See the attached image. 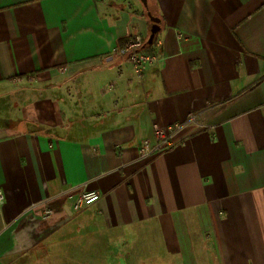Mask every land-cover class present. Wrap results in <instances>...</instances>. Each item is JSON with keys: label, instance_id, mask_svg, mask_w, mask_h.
I'll list each match as a JSON object with an SVG mask.
<instances>
[{"label": "crops", "instance_id": "crops-1", "mask_svg": "<svg viewBox=\"0 0 264 264\" xmlns=\"http://www.w3.org/2000/svg\"><path fill=\"white\" fill-rule=\"evenodd\" d=\"M148 13L159 60L139 78L122 51ZM0 190V264L146 236L264 264V0H0ZM82 192L101 197L76 212Z\"/></svg>", "mask_w": 264, "mask_h": 264}, {"label": "rangeland", "instance_id": "rangeland-1", "mask_svg": "<svg viewBox=\"0 0 264 264\" xmlns=\"http://www.w3.org/2000/svg\"><path fill=\"white\" fill-rule=\"evenodd\" d=\"M111 81V77L102 80L103 85L109 87L113 86ZM98 239L92 252H86L81 246H77L78 250L75 251L74 246L69 244H60L52 250L47 245H37L19 254L11 264H204L200 262L203 255L199 249L189 256L171 257L165 253L161 239L152 236L139 237L136 248L133 246L131 249L120 248L123 241L114 242L110 249H104L101 248L102 238Z\"/></svg>", "mask_w": 264, "mask_h": 264}, {"label": "built area", "instance_id": "built-area-1", "mask_svg": "<svg viewBox=\"0 0 264 264\" xmlns=\"http://www.w3.org/2000/svg\"><path fill=\"white\" fill-rule=\"evenodd\" d=\"M144 40L139 35H134L129 38L127 41L123 54H126L129 62L133 67V71L135 75L141 78L145 72V70L158 62L159 58L156 55H150L144 53L142 48L144 46ZM189 125H194L197 128L203 127L200 122L197 120V115H191L183 124H176L168 128H160L155 132V146L150 147L147 141L142 142L141 144V152L144 156H149L152 154L163 153L169 149H171L174 145L175 136L183 130L185 127ZM100 194L98 192H82L76 198L73 209L78 212L90 206L91 204L97 202L100 199ZM4 207V195L0 190V211ZM52 215L51 210L45 209L43 212V219H48Z\"/></svg>", "mask_w": 264, "mask_h": 264}, {"label": "water", "instance_id": "water-1", "mask_svg": "<svg viewBox=\"0 0 264 264\" xmlns=\"http://www.w3.org/2000/svg\"><path fill=\"white\" fill-rule=\"evenodd\" d=\"M141 2L147 8V0H141ZM148 16H149V18L153 24H152L151 29H150V35H149V38L147 40V45H152L155 37L160 32V27H159V20L154 18L150 13H148Z\"/></svg>", "mask_w": 264, "mask_h": 264}, {"label": "trees", "instance_id": "trees-1", "mask_svg": "<svg viewBox=\"0 0 264 264\" xmlns=\"http://www.w3.org/2000/svg\"><path fill=\"white\" fill-rule=\"evenodd\" d=\"M156 43H157V36L155 37L154 42H153L152 45H147V44L144 45V47H143L144 51L147 54L154 55L155 54V50H153V48L156 45Z\"/></svg>", "mask_w": 264, "mask_h": 264}]
</instances>
